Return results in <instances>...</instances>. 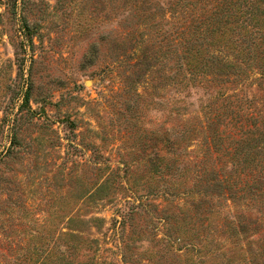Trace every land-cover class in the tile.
<instances>
[{"label":"rangeland","instance_id":"obj_1","mask_svg":"<svg viewBox=\"0 0 264 264\" xmlns=\"http://www.w3.org/2000/svg\"><path fill=\"white\" fill-rule=\"evenodd\" d=\"M0 264H264V0H0Z\"/></svg>","mask_w":264,"mask_h":264}]
</instances>
